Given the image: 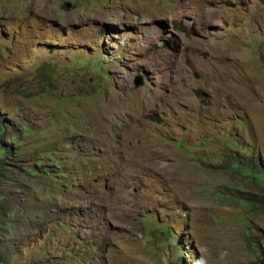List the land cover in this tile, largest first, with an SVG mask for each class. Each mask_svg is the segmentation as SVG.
Wrapping results in <instances>:
<instances>
[{"label": "rangeland", "instance_id": "rangeland-1", "mask_svg": "<svg viewBox=\"0 0 264 264\" xmlns=\"http://www.w3.org/2000/svg\"><path fill=\"white\" fill-rule=\"evenodd\" d=\"M0 212L1 264H264V0H0Z\"/></svg>", "mask_w": 264, "mask_h": 264}, {"label": "trees", "instance_id": "trees-1", "mask_svg": "<svg viewBox=\"0 0 264 264\" xmlns=\"http://www.w3.org/2000/svg\"><path fill=\"white\" fill-rule=\"evenodd\" d=\"M1 213L3 214V212H0V216H1ZM1 243L2 241L0 240V264L3 262V254H2V247H1ZM168 264H184L183 262H168Z\"/></svg>", "mask_w": 264, "mask_h": 264}, {"label": "water", "instance_id": "water-1", "mask_svg": "<svg viewBox=\"0 0 264 264\" xmlns=\"http://www.w3.org/2000/svg\"><path fill=\"white\" fill-rule=\"evenodd\" d=\"M134 83H135V86L141 85L142 84V78L140 76H137Z\"/></svg>", "mask_w": 264, "mask_h": 264}]
</instances>
